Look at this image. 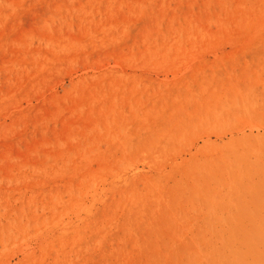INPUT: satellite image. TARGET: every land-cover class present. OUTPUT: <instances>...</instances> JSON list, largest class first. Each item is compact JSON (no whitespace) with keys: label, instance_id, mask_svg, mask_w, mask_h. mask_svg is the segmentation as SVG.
I'll use <instances>...</instances> for the list:
<instances>
[{"label":"rangeland","instance_id":"rangeland-1","mask_svg":"<svg viewBox=\"0 0 264 264\" xmlns=\"http://www.w3.org/2000/svg\"><path fill=\"white\" fill-rule=\"evenodd\" d=\"M0 264H264V0H0Z\"/></svg>","mask_w":264,"mask_h":264},{"label":"bare ground","instance_id":"bare-ground-1","mask_svg":"<svg viewBox=\"0 0 264 264\" xmlns=\"http://www.w3.org/2000/svg\"><path fill=\"white\" fill-rule=\"evenodd\" d=\"M244 132V131H243ZM239 133H242V132H239ZM230 136V135H229ZM219 140V139H218ZM192 152V151H191ZM188 155V154H187ZM216 155H217V153H216ZM182 158V157H181ZM176 159V158H175ZM174 159V160H175ZM177 160V159H176ZM171 164V163H170ZM169 166V165H168ZM167 171V170H166ZM162 172V171H161ZM155 173V172H154ZM175 174V173H174ZM169 180H170V178H169ZM230 180V179H229Z\"/></svg>","mask_w":264,"mask_h":264}]
</instances>
